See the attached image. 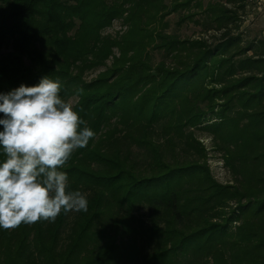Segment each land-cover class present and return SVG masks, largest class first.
I'll return each mask as SVG.
<instances>
[{"label": "trees", "instance_id": "obj_1", "mask_svg": "<svg viewBox=\"0 0 264 264\" xmlns=\"http://www.w3.org/2000/svg\"><path fill=\"white\" fill-rule=\"evenodd\" d=\"M247 1L0 0V93L59 78L97 133L64 169L88 211L0 228V264H264V37L243 32ZM174 13L204 34L168 32Z\"/></svg>", "mask_w": 264, "mask_h": 264}, {"label": "clouds", "instance_id": "obj_2", "mask_svg": "<svg viewBox=\"0 0 264 264\" xmlns=\"http://www.w3.org/2000/svg\"><path fill=\"white\" fill-rule=\"evenodd\" d=\"M59 78L42 76L0 93V228L54 223L61 214L87 212L86 194L73 190L64 169L97 133L83 107L62 96ZM80 93L83 89L79 90Z\"/></svg>", "mask_w": 264, "mask_h": 264}, {"label": "rangeland", "instance_id": "obj_3", "mask_svg": "<svg viewBox=\"0 0 264 264\" xmlns=\"http://www.w3.org/2000/svg\"><path fill=\"white\" fill-rule=\"evenodd\" d=\"M248 7L245 14V23L243 25V32L245 35H248L250 39L264 37V0H249L247 1ZM196 18H200L196 16ZM171 26L168 29V32L176 33L182 38H195L202 36L203 26L197 24L193 20H187L182 24L179 23V15L177 13L172 14L170 17ZM123 24L121 20H116L114 25L107 29V33L115 35L118 31L121 30ZM125 29V28H124ZM209 35H217L214 31H210ZM159 57V54L156 56ZM98 71L88 72L87 78L91 79ZM75 103V98H72ZM200 138L204 143L210 148L211 147V138L207 135L199 133ZM209 164L212 168V171L216 178L222 182H226L231 179V174L229 169L224 165V162L219 153L212 152L210 153Z\"/></svg>", "mask_w": 264, "mask_h": 264}]
</instances>
